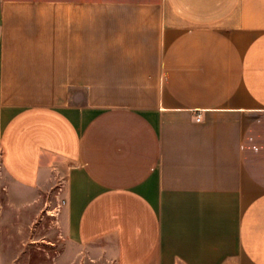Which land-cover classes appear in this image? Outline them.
<instances>
[{"label": "crops", "instance_id": "crops-1", "mask_svg": "<svg viewBox=\"0 0 264 264\" xmlns=\"http://www.w3.org/2000/svg\"><path fill=\"white\" fill-rule=\"evenodd\" d=\"M0 157L69 259L264 264V0H0Z\"/></svg>", "mask_w": 264, "mask_h": 264}, {"label": "rangeland", "instance_id": "rangeland-1", "mask_svg": "<svg viewBox=\"0 0 264 264\" xmlns=\"http://www.w3.org/2000/svg\"><path fill=\"white\" fill-rule=\"evenodd\" d=\"M16 185L0 157V264H115L81 254L69 259L68 243L57 224L51 194Z\"/></svg>", "mask_w": 264, "mask_h": 264}, {"label": "built area", "instance_id": "built-area-1", "mask_svg": "<svg viewBox=\"0 0 264 264\" xmlns=\"http://www.w3.org/2000/svg\"><path fill=\"white\" fill-rule=\"evenodd\" d=\"M200 119H201L200 116H198V119L197 120L200 121Z\"/></svg>", "mask_w": 264, "mask_h": 264}]
</instances>
